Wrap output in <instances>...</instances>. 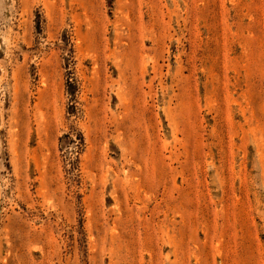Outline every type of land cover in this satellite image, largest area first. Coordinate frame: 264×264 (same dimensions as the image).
<instances>
[{
    "label": "rangeland",
    "instance_id": "374dc122",
    "mask_svg": "<svg viewBox=\"0 0 264 264\" xmlns=\"http://www.w3.org/2000/svg\"><path fill=\"white\" fill-rule=\"evenodd\" d=\"M0 264H264V0H0Z\"/></svg>",
    "mask_w": 264,
    "mask_h": 264
}]
</instances>
